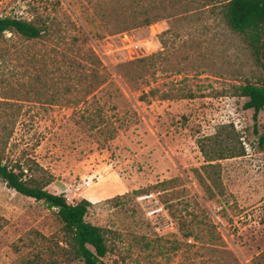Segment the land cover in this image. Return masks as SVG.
<instances>
[{
  "label": "rangeland",
  "instance_id": "obj_1",
  "mask_svg": "<svg viewBox=\"0 0 264 264\" xmlns=\"http://www.w3.org/2000/svg\"><path fill=\"white\" fill-rule=\"evenodd\" d=\"M226 1L0 0V18L42 31L0 38V160L27 156L47 191L91 203L101 264H264V111L237 93L264 66ZM61 230L0 180V264H83Z\"/></svg>",
  "mask_w": 264,
  "mask_h": 264
},
{
  "label": "trees",
  "instance_id": "obj_2",
  "mask_svg": "<svg viewBox=\"0 0 264 264\" xmlns=\"http://www.w3.org/2000/svg\"><path fill=\"white\" fill-rule=\"evenodd\" d=\"M221 7L229 28L242 36L256 60L264 66V0H227L221 4ZM142 23L149 26L151 20L145 18ZM5 33L18 35L26 40H36L40 38L42 31L31 22L1 17L0 38ZM237 93L240 97L247 99L243 107L245 110H253V120L256 121L258 114L264 111V82L245 83L237 88ZM259 142L264 144V135L260 136ZM242 155L243 152L218 154L217 160ZM212 161L214 160H207V162ZM0 180L16 193L43 202L50 211H55L62 224L59 243L63 246L60 247L59 244L58 246L68 259L80 260L83 264H101V261L110 254L107 230L86 221L91 203L82 199L71 204L65 196L47 191L46 188L53 182L54 177L33 159L26 156L13 166L3 164L0 160ZM182 235L186 239L193 237L191 231L183 232Z\"/></svg>",
  "mask_w": 264,
  "mask_h": 264
},
{
  "label": "built area",
  "instance_id": "obj_3",
  "mask_svg": "<svg viewBox=\"0 0 264 264\" xmlns=\"http://www.w3.org/2000/svg\"><path fill=\"white\" fill-rule=\"evenodd\" d=\"M151 197H152V195H144V196H140L138 198V200L139 201H145V200L150 199ZM160 211H162V208H159V209H156V210H152V211H150V215H154V214H156V213H158Z\"/></svg>",
  "mask_w": 264,
  "mask_h": 264
}]
</instances>
